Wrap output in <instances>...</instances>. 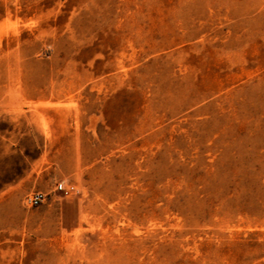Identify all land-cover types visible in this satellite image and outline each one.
I'll return each mask as SVG.
<instances>
[{
  "label": "rangeland",
  "instance_id": "1",
  "mask_svg": "<svg viewBox=\"0 0 264 264\" xmlns=\"http://www.w3.org/2000/svg\"><path fill=\"white\" fill-rule=\"evenodd\" d=\"M0 264H264V0H0Z\"/></svg>",
  "mask_w": 264,
  "mask_h": 264
},
{
  "label": "built area",
  "instance_id": "2",
  "mask_svg": "<svg viewBox=\"0 0 264 264\" xmlns=\"http://www.w3.org/2000/svg\"><path fill=\"white\" fill-rule=\"evenodd\" d=\"M57 189L62 190L63 186L61 184L58 185ZM44 199V196L40 193L36 194L33 198H30L28 202L31 205L37 206L40 202H42Z\"/></svg>",
  "mask_w": 264,
  "mask_h": 264
}]
</instances>
